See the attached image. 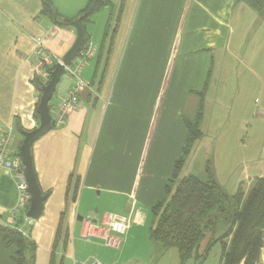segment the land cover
<instances>
[{"label":"crops","instance_id":"1","mask_svg":"<svg viewBox=\"0 0 264 264\" xmlns=\"http://www.w3.org/2000/svg\"><path fill=\"white\" fill-rule=\"evenodd\" d=\"M88 1L58 2L61 10L53 0V9L59 19L76 21ZM110 2L85 26L88 44L97 51L83 71L89 87L68 113L66 125L53 127L32 148L37 180L47 197L30 231L37 246L35 264L51 263L62 218L69 243L67 249L60 243L56 264L69 258L73 264L87 261L106 248L86 245L87 260L76 259V243L86 244L87 217L112 213L129 219L127 246L142 235L146 214L168 198L166 188L183 155L187 122L197 119L201 92L203 137L192 147L177 183L193 175V164L202 155L206 167L214 152L211 127L223 122L227 146L239 142L240 164L220 183L235 194L241 184L248 192L252 180L264 178L263 20L242 0H125L122 8L121 0ZM42 6L43 0H0V140L12 127L16 154L23 133L40 123L42 88L33 38L56 27V37L46 46L61 59L77 38L75 29L43 15ZM102 18L105 25L99 24ZM72 84L65 74L50 103L52 116ZM217 135L216 142H223ZM227 154L228 160L229 149ZM17 199L15 180L1 172L0 219L8 226ZM18 216L21 221L23 213ZM15 253L0 239V264H12Z\"/></svg>","mask_w":264,"mask_h":264},{"label":"trees","instance_id":"2","mask_svg":"<svg viewBox=\"0 0 264 264\" xmlns=\"http://www.w3.org/2000/svg\"><path fill=\"white\" fill-rule=\"evenodd\" d=\"M257 16L264 20V0H242ZM125 0H121V8ZM110 0H89L81 11L79 19L83 29L91 18L106 7ZM42 14L50 17L57 25L59 19L53 9V0H43ZM89 42L87 33L85 45ZM83 46V47H84ZM50 72L53 69L49 70ZM38 85H44L38 80ZM201 98L198 116L195 122H187L188 137L182 157L176 162L173 176L166 188L168 198L151 210L157 217L156 225L151 229L150 239L156 247V256H164L171 250H177L180 264L191 259L199 262L211 245L221 246L220 264H261L264 251V178L252 180L250 190L246 192L244 184L235 194H231L219 182L212 160L205 167L204 178L189 175L177 183L179 174L190 155L194 144L203 137L201 123L204 114L205 92ZM73 200H76L78 184L74 185ZM224 224L226 230L217 236V229ZM31 231V230H30ZM65 230L63 218L57 231L52 250L51 263L56 264V251L61 242L67 249L69 234ZM210 240L204 252L201 244ZM0 239L8 247H15L12 264H35L36 244L19 232L0 225Z\"/></svg>","mask_w":264,"mask_h":264},{"label":"built area","instance_id":"3","mask_svg":"<svg viewBox=\"0 0 264 264\" xmlns=\"http://www.w3.org/2000/svg\"><path fill=\"white\" fill-rule=\"evenodd\" d=\"M57 28H49L44 35L33 38L35 43V51L39 57L38 76L43 85H47L51 79V74L58 63H62V59L55 55L46 46L49 39L55 38ZM96 47L89 43L85 45L78 56L74 59L71 66L65 68L66 74L73 79L70 92L61 101L55 112L53 113V127L61 128L67 123L68 113L77 106L81 92L89 87V83L83 77L84 67L96 54ZM15 139V132L12 127H8L2 132L0 140V173L4 172L15 180L18 189V199L12 213L13 224L8 226L0 219V225L9 227L19 232L24 237L29 238L30 230L36 224L27 216L32 196L29 192V186L25 175L24 167L19 154L12 152V146ZM23 213V217L18 220V215ZM130 228L129 219L112 214L104 213L101 218L87 217L83 219L82 240L88 244L98 243L112 250H119L124 245V236ZM76 264H103L98 259L82 261Z\"/></svg>","mask_w":264,"mask_h":264},{"label":"rangeland","instance_id":"4","mask_svg":"<svg viewBox=\"0 0 264 264\" xmlns=\"http://www.w3.org/2000/svg\"><path fill=\"white\" fill-rule=\"evenodd\" d=\"M58 2L66 3L67 0H56L57 6H59L61 10H64L62 6L58 5ZM106 13H108L109 15L110 10L106 11ZM99 24L105 25L103 18L102 20L101 19L99 20ZM262 25H264V20L262 22ZM224 128H225L224 122L217 126L211 127L213 131L212 133H214L213 139L215 141L213 142L214 152H212V156L208 157L207 159L208 161L212 160L213 162H215L216 169L219 171L217 178L219 182L221 183L222 181H224L228 173H231L234 170H238L239 164H240L239 147H238L239 142L232 143L231 148L228 147L227 143L224 141L225 137L222 136L225 133ZM217 134L219 135L221 134L220 136L224 137L223 142H216V139L219 138ZM218 144H220V148ZM215 148L217 149L215 150ZM228 149L230 150L231 158L227 160V155H228L227 150ZM218 154L220 156L218 157V159H216ZM203 159L204 157L202 155V157L198 158L196 162L193 164V168H194L193 175L198 176L200 178L204 177V175L201 176L202 169H204L205 167L202 161ZM180 181H181V177L179 179V182ZM156 223H157V217H155L152 213V210H150L146 214V220H145L146 229L142 230L141 232L142 235L137 238L138 240L136 239L135 242L132 243L130 246H127L126 244L123 245L122 248L118 251L100 247V250H98V252H95L96 257L88 258L89 256L87 253L88 246L86 245H90V244L83 243L80 245V247H78L79 244L76 243L75 245L77 249L76 259L78 260H81V259L87 260V258L90 260L98 259L102 263H106V264H116L115 262H117V264H180L177 250H171L161 257L156 256V247L153 241L150 239V235H149V232H150L149 230H151V228H153L156 225ZM225 230H226V226L224 224L220 225L217 229V233H216L217 236H220L222 233L225 232ZM144 234L146 235L144 236ZM123 249H126V250L123 253L119 254ZM83 251H85L87 255H85ZM220 255H221V246L219 244H215L210 247L208 251V257L205 259L204 262L202 261V259L199 262H196L195 259H191L187 262V264H220ZM65 264H73V260L71 258L66 259ZM261 264H264V251L262 254Z\"/></svg>","mask_w":264,"mask_h":264},{"label":"water","instance_id":"5","mask_svg":"<svg viewBox=\"0 0 264 264\" xmlns=\"http://www.w3.org/2000/svg\"><path fill=\"white\" fill-rule=\"evenodd\" d=\"M55 21L60 26L71 27L75 29L77 38L71 49L62 58V63H58L55 66L51 74L49 83L42 87V97L37 109L40 121L39 127L31 132L23 133L24 140L20 149L19 156L24 167L29 186V192L32 196L31 205L27 216L35 221H38L41 218L44 209V203L47 200V197L42 194L37 180V176L33 166L32 148L39 139H41L53 129V118L51 114L50 103L52 102L53 97L56 94L58 84L61 82L62 77L66 74L65 68L71 66L74 59L81 52L85 44L86 35L85 30L81 25V19H78L76 21L65 19L60 22L55 17ZM210 247L207 249L204 257L202 258L203 262L208 257V251Z\"/></svg>","mask_w":264,"mask_h":264}]
</instances>
